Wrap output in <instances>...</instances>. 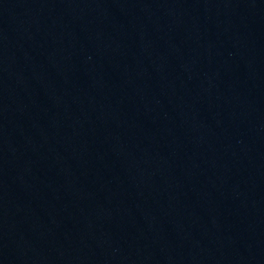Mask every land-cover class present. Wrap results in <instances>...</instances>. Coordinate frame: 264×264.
I'll return each instance as SVG.
<instances>
[{"label":"water","instance_id":"obj_1","mask_svg":"<svg viewBox=\"0 0 264 264\" xmlns=\"http://www.w3.org/2000/svg\"><path fill=\"white\" fill-rule=\"evenodd\" d=\"M0 264H264V0H0Z\"/></svg>","mask_w":264,"mask_h":264}]
</instances>
